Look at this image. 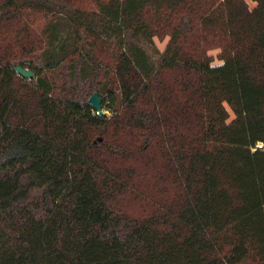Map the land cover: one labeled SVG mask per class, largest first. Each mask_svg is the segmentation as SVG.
Listing matches in <instances>:
<instances>
[{"label":"trees","instance_id":"obj_1","mask_svg":"<svg viewBox=\"0 0 264 264\" xmlns=\"http://www.w3.org/2000/svg\"><path fill=\"white\" fill-rule=\"evenodd\" d=\"M0 264H264V0H0Z\"/></svg>","mask_w":264,"mask_h":264},{"label":"water","instance_id":"obj_2","mask_svg":"<svg viewBox=\"0 0 264 264\" xmlns=\"http://www.w3.org/2000/svg\"><path fill=\"white\" fill-rule=\"evenodd\" d=\"M14 71L21 75L24 78H31L33 76V72L30 69L23 68L20 65H15ZM88 104L96 111L99 116L105 114L104 109L102 108V98L99 96L97 91H94L87 100Z\"/></svg>","mask_w":264,"mask_h":264},{"label":"rangeland","instance_id":"obj_3","mask_svg":"<svg viewBox=\"0 0 264 264\" xmlns=\"http://www.w3.org/2000/svg\"><path fill=\"white\" fill-rule=\"evenodd\" d=\"M58 4H60V3H58ZM62 9H63V11L62 12H72V9H71V7H70V5H64L63 7H62ZM71 14V13H70ZM154 40V43H155V46H156V48H158L160 51H162L163 49H164V47H165V44H166V41H167V38H164V39H158V38H154L153 39ZM142 45H144L143 43H142ZM144 47H146V49L148 50V52H151V48H149L148 46H146V45H144ZM214 52V51H213ZM215 62H218V60H216L215 59ZM105 113L108 115V114H110V112L109 111H105Z\"/></svg>","mask_w":264,"mask_h":264},{"label":"clouds","instance_id":"obj_4","mask_svg":"<svg viewBox=\"0 0 264 264\" xmlns=\"http://www.w3.org/2000/svg\"><path fill=\"white\" fill-rule=\"evenodd\" d=\"M216 65L215 64H213V65H210V67H215Z\"/></svg>","mask_w":264,"mask_h":264}]
</instances>
